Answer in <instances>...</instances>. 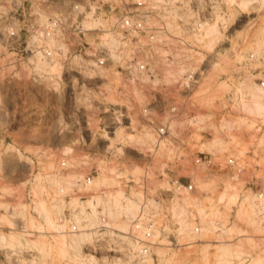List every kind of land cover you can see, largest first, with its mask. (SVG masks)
<instances>
[{
  "label": "rangeland",
  "instance_id": "obj_1",
  "mask_svg": "<svg viewBox=\"0 0 264 264\" xmlns=\"http://www.w3.org/2000/svg\"><path fill=\"white\" fill-rule=\"evenodd\" d=\"M73 2L51 0L47 11H65ZM29 5L27 1L0 0V264H76L64 253L59 242L64 239L62 237L69 240L80 232L66 231L62 233L65 236H61L58 229H50L41 217L38 203H44L49 209L56 206L61 211L59 216L64 206L76 204L80 207L78 214L83 208L88 216L98 219L97 212L86 211L91 209L90 201L108 199L109 194L111 197L119 190H123L127 197L132 191L142 195L139 182H142L145 166L149 164L153 169H159L162 162L153 158L149 151L155 137L153 129L143 126L147 119L142 112L141 97H131L120 90L116 71L108 69L96 73L86 56L79 54L66 53L47 60L30 52L31 34L27 32V23L34 17L30 16L32 9ZM45 18L42 16V20ZM228 26L229 30L220 31L212 46H207V30L200 40L204 43L205 54H211L215 60L218 56L220 64L214 68V62H211L212 68L200 98L203 101L207 91H215V96L218 91V97H215L211 110L200 100L201 112L197 123H201L204 129L194 125L196 128L190 130L189 148L191 154L213 153L220 162H225L226 153L233 152L245 162L246 170L239 180L233 181L225 169L213 172L200 168L193 172L189 160L185 167L190 169L182 170L179 176L194 175L199 186L196 216L205 226L203 233L195 239L180 241L187 246L176 250L159 247L154 253L165 264H183L186 261L191 264H218L217 253L223 244L232 246L225 264H264V219L253 212L257 206V191H264V111L250 113L237 103L230 105L227 94L231 85L226 80L237 63L239 71L243 72L240 85L235 86L237 94L249 100V84L252 86L257 84L255 79L264 78V52L261 56L257 53L264 38V0H238ZM8 27H13L18 33L13 40L8 38ZM96 29L97 32L86 38L89 42L93 39L97 45L103 34L99 32L101 27L93 28ZM218 44L224 53L214 50ZM235 49L237 53L232 56ZM251 54L255 59L248 62ZM194 57L199 60L202 55L194 54ZM134 94L141 93L136 89ZM228 105L235 112L233 116L225 111ZM218 114L220 120L217 119ZM152 115L153 122L163 119ZM227 120L232 123H225ZM146 134L152 138L147 141V147L132 138H144ZM216 137L225 143L210 145ZM62 163L66 166L62 167ZM102 167L109 179L116 178L119 182L96 185ZM135 169L139 170L138 175H134ZM59 172L63 174L57 176ZM72 176L75 180L88 176L93 179L91 187L82 191L88 194L85 199H79ZM56 178H61V186L56 181H49H58ZM98 207L112 222L106 204L101 202ZM55 214L52 217L59 225V216L57 218ZM211 221L212 227L209 225ZM217 221L223 223L221 231L214 225ZM94 226L85 232L95 233V237L97 233L107 231H95ZM110 231L116 232L115 229ZM15 237L20 240H15ZM21 242L24 244H18ZM206 245L210 246L206 248ZM108 247L91 252L83 248L81 259H86L81 264H128L122 259L123 252L110 251ZM90 255H94L93 259Z\"/></svg>",
  "mask_w": 264,
  "mask_h": 264
},
{
  "label": "built area",
  "instance_id": "obj_2",
  "mask_svg": "<svg viewBox=\"0 0 264 264\" xmlns=\"http://www.w3.org/2000/svg\"><path fill=\"white\" fill-rule=\"evenodd\" d=\"M20 1H27V5L32 2L30 16L34 20L27 23V32L31 34L28 48L33 55L47 60L66 53L86 56L94 72L116 71L120 90L131 97H141L142 112L147 119L143 126L153 129L155 137L149 151L153 158L162 162V166L159 169H153L149 164L145 166L139 184L143 197L125 234L127 240L122 246L107 250L123 252L122 259L128 264H165L154 253L159 247L180 249L187 246L180 241L195 239L204 230L196 216L199 189L194 175L179 176L182 170L190 169L185 167L189 160L193 172L200 168L213 172L225 169L233 179L242 177L245 171L242 159L233 152L226 153L222 163L213 153L191 154L189 148L190 130L194 125L204 129L201 123H197L201 112L199 95L212 68L211 62H214V68L220 66L218 56L215 60L211 54H205L204 43L200 40L209 25H216L221 33L229 30L230 16L237 9L238 0H74L69 9L53 13L47 11L51 0ZM42 16L46 18L42 20ZM93 19L106 23V27L100 26L99 32L103 36L97 45L93 39L89 42L86 38L99 29L86 27ZM6 32L11 40L18 34L13 27L6 28ZM112 36L117 41L114 47L102 45L104 37L110 41ZM216 49L224 53L219 44ZM236 53L235 49L232 56ZM194 54H201L202 60ZM254 57L251 54L247 61H253ZM163 68L175 73L172 77H165ZM235 68L226 79L231 85L227 94L231 103L236 102L235 86L243 79L237 63ZM255 82L264 89V78H257ZM136 89L140 95L134 94ZM225 111L232 116L235 114L229 105ZM152 114L162 116V121L153 122ZM219 114L218 120L221 118ZM223 129L227 131L225 127ZM65 166L62 163V167ZM61 174L59 172L57 176ZM92 183L90 176L76 180L74 189L79 191V199L88 196L82 191L89 189ZM256 196L255 202L260 204L264 200V191L259 189ZM86 211L92 212L91 209ZM96 211L95 231L109 229L106 224L110 221L104 210L98 207ZM79 212L80 207L64 206L58 219L60 230L78 233L87 229L85 222L78 223L75 219ZM181 229L183 235L179 236ZM183 264L191 263L186 261Z\"/></svg>",
  "mask_w": 264,
  "mask_h": 264
},
{
  "label": "bare ground",
  "instance_id": "obj_3",
  "mask_svg": "<svg viewBox=\"0 0 264 264\" xmlns=\"http://www.w3.org/2000/svg\"><path fill=\"white\" fill-rule=\"evenodd\" d=\"M243 2V1H242ZM244 3V2H243ZM245 4V3H244ZM246 5V4H245ZM100 26H103V27H106V23L104 22V21H102V20H96V19H93V20H91V21H89V22H87V24H86V27L89 29V30H93V28H95V27H100ZM207 35L209 36V41H208V43H207V46L208 47H210V46H212L215 42H216V40H217V38L219 37V35L221 34L220 33V30L217 28V26L216 25H210V26H208L207 27ZM264 30V29H263ZM263 30H262V33H263ZM262 33L260 32V36L262 35ZM264 35V34H263ZM262 35V36H263ZM104 40V42H102V44L103 45H105V46H109V47H114V45L117 43V41H116V39H115V37L114 36H112L111 37V39H110V41H108L107 40V38H103ZM257 40H259V38L257 39ZM256 44V43H255ZM259 49H258V51H257V53H258V55L259 56H261L262 55V53L264 52L263 50H264V38H263V41H262V43L261 44H259ZM216 66H218V65H216ZM218 68V67H217ZM225 68V67H224ZM162 72L164 73V75H165V77H172V75L175 73V71L174 70H172V69H168V68H163L162 69ZM240 85V84H239ZM226 87H227V85H226ZM225 87V88H226ZM239 87H241V86H238V88ZM248 89H249V91H250V93H251V95H250V97H251V99H249V100H246V99H244L246 96H244V97H242L243 95H238L237 93H236V98H235V103H237V105H239L240 106V108H243V107H245V109H246V111H248V112H250V113H262L263 111H264V89H262V88H260V86L258 85V84H253L252 86L249 84V86H248ZM208 90V89H207ZM211 90V89H210ZM206 91V90H205ZM238 91V90H237ZM210 92V91H209ZM212 93H208V91L203 95V96H205L204 98H203V101H202V97L200 98V96L202 95V93L199 95V99L202 101V103H204V104H206V105H208V107L210 108L211 106H212V104L215 102L214 100H216V98L218 97L217 96V92L218 91H216V96H215V91L213 92V91H211ZM243 92V91H242ZM216 97V98H215ZM242 97V98H241ZM229 103H230V105H232L233 103H231L230 102V100H229ZM208 107H207V109H208ZM206 108V107H205ZM210 110H211V108H210ZM226 120V119H225ZM224 121V120H223ZM226 122H229V124H231L232 122H230V120H227V121H225V123ZM224 123V122H223ZM224 123V124H225ZM118 135V134H117ZM131 136H133V135H131ZM131 136H130V139H131ZM119 137H121L120 135H119ZM132 138H134L135 140V142L136 143H140L142 146H144V147H147L148 146V143H147V141H151V136L150 135H148V134H146L145 136H144V138L143 137H138V138H135V136L134 137H132ZM121 139V138H120ZM123 140V139H122ZM225 142L223 141V139H221V138H215V140L210 144V145H212V146H217V145H219V144H224ZM237 156V155H236ZM217 158V157H216ZM217 160H219V157L217 158ZM222 162V161H221ZM222 163H224V162H222ZM242 163L243 164H245V162L244 161H242ZM246 165V164H245ZM102 170V173H100V174H102V175H100L99 174V177H97L96 178V185H107V184H109V182L110 183H112V184H117L119 181H118V179H116V178H114V179H109L108 177H107V175H105L104 173H103V171H104V167H102L101 168ZM115 170V169H114ZM136 170V169H135ZM246 170V169H245ZM137 171V170H136ZM136 171H134L133 173H134V175H135V173L137 174L138 172H139V170L136 172ZM115 172V171H114ZM117 172V171H116ZM122 174H124V173H122ZM139 174V173H138ZM137 174V175H138ZM127 175V174H126ZM137 175H136V178H137ZM125 176V175H124ZM63 177V176H62ZM73 177V176H72ZM71 177V178H72ZM127 177V176H126ZM205 177V176H204ZM76 178V177H75ZM119 178V177H118ZM203 178V177H202ZM241 177H239V176H235L233 179H231L230 177H229V179L230 180H233V181H236V180H239ZM54 179H55V177H54ZM49 180V181H51L52 183L53 182H55L56 181V183L57 184H59V186H61V184H60V181H61V178H56V179H58V181L57 180ZM70 179V178H69ZM73 179H74V177H73ZM62 180H64V179H62ZM75 180V179H74ZM139 180V179H138ZM76 181V180H75ZM75 181H74V183H75ZM196 181V180H195ZM204 181H205V179H204ZM207 181V180H206ZM59 182V183H58ZM65 182V181H64ZM55 183V184H56ZM140 183V182H139ZM67 184V183H66ZM157 186V185H156ZM199 187V186H198ZM60 188V187H59ZM65 188V187H64ZM117 193H113V195L110 197V195L111 194H109V198L108 199H95V200H92V201H90L89 202V204H90V206H91V209H93L92 210V212L95 214L97 211H96V208H97V206L99 205V204H101V202H104L105 204H106V208H107V214H108V216H109V218L112 220V222H109L108 224H106V226H108V228L109 229H107V231L106 232H104V233H100V234H98L97 232V234H96V236L95 237H93V234L95 235V233H87V232H85V229L84 230H81L80 231V233H78L77 235H73L74 237H71L69 240H64L65 239V237H62V238H64L62 241H60L59 242V244L60 245H62L63 247H64V250H65V252L64 253H66V254H68V257H69V259L72 261V262H74V263H78V264H81V261L83 260H85L84 258H82L81 259V252H82V250H83V248H84V250H87L88 252H91V251H94V250H96V248H104L105 246L107 247L108 245L110 246V247H108V248H111L112 246H121L122 244H123V240H127L126 239V237H125V234L127 233V231H128V229H129V227H130V223H131V221H132V219L134 218V216H135V214L137 213V211H138V208H139V204H140V202H141V200H142V195H141V192H138V193H136V192H133L132 191V194L129 196V197H127L126 196V194H125V192L123 191V190H119V191H116ZM202 192V191H201ZM257 197V196H256ZM256 201V200H255ZM59 202V201H58ZM263 204H264V200H263V202H261L260 204H256L257 206L255 207V206H253V207H255L254 208V210H253V212H254V214H257V216L259 215V217L262 215V214H264V206H263ZM76 205V204H75ZM58 206L60 207L61 205H59L58 204ZM57 206V207H58ZM38 208H39V211H40V214H41V217L43 218V220H45V224L48 226V227H50V229L51 228H53V229H58V231L57 232H59L60 233V235L64 232V231H61L60 230V226L59 225H57V222L55 221V219L52 217L53 216V214H55L56 212H57V215L59 216V213L61 212V211H58L59 209L58 208H56V206L54 207L53 206V208H55V210H51V209H53V208H51V209H49V207H47L44 203H38ZM62 208V206L60 207V210H62L61 209ZM216 208V207H215ZM215 208H214V210H215ZM252 208V207H251ZM56 211V212H55ZM212 211V210H211ZM55 212V213H54ZM106 212V211H105ZM252 212V211H251ZM253 212L251 213V215L253 216ZM214 213V212H213ZM212 213V214H213ZM215 214V213H214ZM56 215V214H55ZM56 215V216H57ZM251 215H249L248 214V216H251ZM55 216V217H56ZM58 216H57V218H58ZM93 217V215H89L88 216V214H86V212H85V210L82 208V210H81V213L80 214H76V216H75V218H76V221L78 222V223H80V222H82V220L83 221H87L88 222V224H87V226L88 227H90V226H94V224L97 222L96 220H98V219H95L94 217V219L92 218ZM91 217V218H90ZM254 217V216H253ZM59 219V218H58ZM58 219H57V221H58ZM263 219H264V217H263ZM210 220V219H209ZM205 223V222H204ZM212 221H211V224L209 223V225L212 227ZM206 224H208V223H206ZM214 225L215 226H217V228H222V225H223V223L222 222H220V221H217L216 222V224L214 223ZM205 226V225H204ZM207 226V225H206ZM41 228H43L42 226H40ZM92 227H90V228H92ZM40 228V229H41ZM95 228V227H94ZM111 229H115L116 230V232H113V231H110ZM222 230V229H221ZM226 231V230H225ZM224 232V231H223ZM226 232H228V230L226 231ZM178 233H179V236H182L183 235V230L181 229V230H179L178 231ZM63 235V234H62ZM61 235V236H62ZM63 236H65V235H63ZM206 236V235H205ZM14 237V236H13ZM3 239H5V237H3ZM15 240H17L18 239V237L16 238H14ZM20 239H18L17 241H19ZM16 242V241H15ZM223 242V241H222ZM22 243V242H21ZM18 243V244H20V245H23L24 243ZM192 243V242H191ZM223 243H225V242H223ZM190 245V244H189ZM193 245V244H192ZM114 246V247H115ZM208 246H210V245H206V248L208 247ZM224 244L221 246L220 245V248L218 249L219 251V254L217 253V258L219 257V259H218V264H225L226 263V260H225V258L227 257V256H229V255H231V245H227V246H224ZM192 247V246H191ZM205 248V249H206ZM112 249H114V248H112ZM205 251V250H204ZM91 256V259H93L92 257H94V255H90ZM85 257V256H84ZM83 263V262H82Z\"/></svg>",
  "mask_w": 264,
  "mask_h": 264
}]
</instances>
